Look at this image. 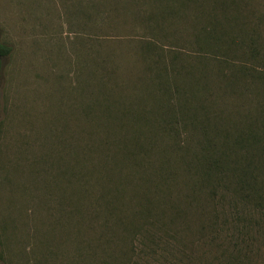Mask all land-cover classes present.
I'll list each match as a JSON object with an SVG mask.
<instances>
[{"label":"rangeland","instance_id":"rangeland-1","mask_svg":"<svg viewBox=\"0 0 264 264\" xmlns=\"http://www.w3.org/2000/svg\"><path fill=\"white\" fill-rule=\"evenodd\" d=\"M0 43V264H218L260 218L199 171L209 143L255 154L264 0H0ZM175 209L184 254L146 257Z\"/></svg>","mask_w":264,"mask_h":264},{"label":"trees","instance_id":"trees-1","mask_svg":"<svg viewBox=\"0 0 264 264\" xmlns=\"http://www.w3.org/2000/svg\"><path fill=\"white\" fill-rule=\"evenodd\" d=\"M251 44L253 45L248 50L249 54L247 56L244 55V58L247 57L250 60H256L260 51L258 45H256L257 43L252 42ZM235 48L234 45L230 50L231 54L236 53ZM9 54L10 49L6 45L0 43V70L2 59ZM240 69L243 72L246 71V73L250 70L245 66L240 67ZM254 73L257 74L256 76L264 74L260 71H252V74ZM249 75L250 74L247 76ZM183 111L184 110L181 109V114H183ZM258 116L253 117V115L249 113L243 120H250L251 118L254 121ZM253 121L248 126L253 125ZM252 129L254 131H250L249 134L254 133V135H248L246 136L247 138L245 137L244 139V134H246V132L241 129V133L238 134L236 137L237 139L234 140V147L236 149L240 148L246 140L254 145L256 151H254L255 154H252L251 157L250 155L242 158H240V155L232 157L229 150L228 152L225 150H214V146L210 143L207 146H203L204 153L209 154L205 156L202 155V160L206 162L200 166L202 168L200 169L201 171H199V174L205 183L204 186L210 184V192H213V194H215V189L217 187H221L222 189H229L231 187V193L244 202V206L252 205L253 212L256 210L258 215H260V218L257 217L256 219L252 213L243 216L236 211L235 213L237 217L231 225V230L233 231L232 236L228 237L226 242H223V240L220 241L218 235H214L210 238L209 243L215 244L216 248H220L217 257L220 260L216 262L218 264H251L255 259H260L264 264V250L262 251V247L264 248V217H262L264 216V199L262 198L264 192V136H261L264 133V121L260 122L259 127H257L259 135L255 136L256 129ZM220 143L224 144L225 141ZM210 145H212L213 148L208 147ZM218 148L220 149V145ZM253 155L256 156L255 160L259 161V164H262L263 166H256L254 164L255 161ZM210 197H212V195ZM149 206L151 207V205ZM175 211V213L171 214V219L168 218V223H163L161 221L163 225L166 226L163 232L154 235L144 232V234L140 236V242L143 243V247L146 250V253L144 254L146 257L157 256L160 252H162L164 256L169 255L173 250H177V252L184 254L183 249L180 250L179 246L178 248L171 246V242H177L179 238L177 234L178 232L168 230L170 227L175 226L174 221L177 222L179 209H175ZM211 223H215V216H213ZM139 229L140 227L137 228V230ZM201 232L207 234L210 230L207 233L204 232V230ZM184 235L185 237H182V239L186 242L181 243L180 246L186 249L187 245L192 244L188 237L189 233H185ZM224 244H227L228 247H222Z\"/></svg>","mask_w":264,"mask_h":264}]
</instances>
